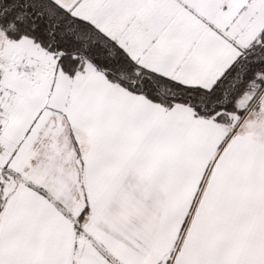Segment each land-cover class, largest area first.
<instances>
[{
	"label": "snow or ice",
	"instance_id": "snow-or-ice-1",
	"mask_svg": "<svg viewBox=\"0 0 264 264\" xmlns=\"http://www.w3.org/2000/svg\"><path fill=\"white\" fill-rule=\"evenodd\" d=\"M0 264H264V0H0Z\"/></svg>",
	"mask_w": 264,
	"mask_h": 264
}]
</instances>
